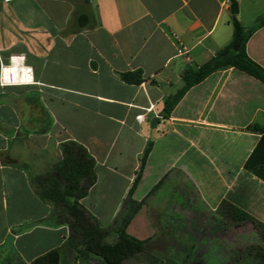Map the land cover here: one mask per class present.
<instances>
[{"label":"crops","instance_id":"1","mask_svg":"<svg viewBox=\"0 0 264 264\" xmlns=\"http://www.w3.org/2000/svg\"><path fill=\"white\" fill-rule=\"evenodd\" d=\"M232 1L0 0V264H31L60 248L73 263L69 228L35 182L62 159L68 140L96 160L97 181L81 201L103 226L118 216L149 143L133 194L147 201L129 233L152 236L169 208L214 218L218 234L229 224L218 212L223 200L264 222V180L245 168L262 136L254 126L264 128V83L228 67L164 115L186 66L232 39ZM238 6L246 26L264 14V0ZM78 14L91 25L82 27ZM247 50L264 67V26ZM139 69L141 84L123 80Z\"/></svg>","mask_w":264,"mask_h":264},{"label":"trees","instance_id":"2","mask_svg":"<svg viewBox=\"0 0 264 264\" xmlns=\"http://www.w3.org/2000/svg\"><path fill=\"white\" fill-rule=\"evenodd\" d=\"M85 17L88 16L78 14L77 17L82 27L91 25L89 20L84 22ZM231 23L234 31L228 44L203 64L188 65L183 70L184 85L167 97L164 115H170L191 87L213 72L228 67H235L264 83V67L252 59L247 50L250 37L264 26V14L252 26H246L238 14H232ZM121 76L124 81L133 84H141L145 80L140 69L123 72ZM254 128L261 131L262 136L246 160L245 168L264 180V128ZM61 148L62 159L47 172L38 174L35 182L40 197L54 205L56 221L69 228L66 243L75 255L72 264H91V259H98L101 264H127L130 259L147 254L151 237L138 238L128 232V226L145 203V200L135 199L133 194L142 178L152 144L149 143L144 149L134 183L118 216L109 226L101 225L81 201L97 181L94 156L82 143L75 140L63 142ZM218 212L233 227L251 224L261 238L260 243L232 247L224 264H264V222L228 200L220 203ZM110 235L115 236L113 241L108 240ZM63 258V249L60 248L36 258L31 264H64Z\"/></svg>","mask_w":264,"mask_h":264},{"label":"rangeland","instance_id":"3","mask_svg":"<svg viewBox=\"0 0 264 264\" xmlns=\"http://www.w3.org/2000/svg\"><path fill=\"white\" fill-rule=\"evenodd\" d=\"M162 210L160 221L154 224L155 233L150 236L149 251L127 264H224L232 247L261 242L251 224L230 228V224H224L225 228L222 226L214 234L217 224L214 218L205 220L190 210L181 214L169 208ZM114 239V235L108 236L109 241ZM91 264H101V261L94 259Z\"/></svg>","mask_w":264,"mask_h":264},{"label":"water","instance_id":"4","mask_svg":"<svg viewBox=\"0 0 264 264\" xmlns=\"http://www.w3.org/2000/svg\"><path fill=\"white\" fill-rule=\"evenodd\" d=\"M231 10L233 14H238L239 11L238 0L232 1ZM155 120H158V117H156Z\"/></svg>","mask_w":264,"mask_h":264},{"label":"built area","instance_id":"5","mask_svg":"<svg viewBox=\"0 0 264 264\" xmlns=\"http://www.w3.org/2000/svg\"><path fill=\"white\" fill-rule=\"evenodd\" d=\"M0 78H1V81H3V83H6V81H4V79H3V75L2 76L0 75ZM153 109H154V105H151L150 107H148L147 110L151 111ZM143 116H144V114L139 115L140 118H142Z\"/></svg>","mask_w":264,"mask_h":264},{"label":"clouds","instance_id":"6","mask_svg":"<svg viewBox=\"0 0 264 264\" xmlns=\"http://www.w3.org/2000/svg\"><path fill=\"white\" fill-rule=\"evenodd\" d=\"M0 83H3V81H0Z\"/></svg>","mask_w":264,"mask_h":264}]
</instances>
